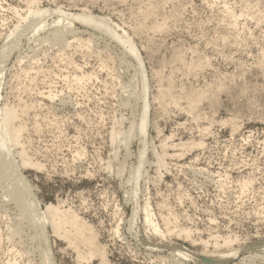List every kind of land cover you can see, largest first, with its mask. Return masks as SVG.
Instances as JSON below:
<instances>
[{"label": "rangeland", "instance_id": "rangeland-1", "mask_svg": "<svg viewBox=\"0 0 264 264\" xmlns=\"http://www.w3.org/2000/svg\"><path fill=\"white\" fill-rule=\"evenodd\" d=\"M28 1L0 0V106L16 109L23 129L17 145L0 150L10 147L36 206L76 213L103 255L89 256L50 221L42 220L46 233L22 221L0 184V264H44L47 253L50 264H264V0H37L34 10L49 13L34 26ZM82 11L130 33L140 63L115 37L78 20L67 44L39 40L69 22L61 15ZM187 92L198 104L189 107ZM132 124L129 143L113 140L114 129ZM145 203L169 229L167 237L149 232L151 245L141 238Z\"/></svg>", "mask_w": 264, "mask_h": 264}, {"label": "bare ground", "instance_id": "bare-ground-1", "mask_svg": "<svg viewBox=\"0 0 264 264\" xmlns=\"http://www.w3.org/2000/svg\"><path fill=\"white\" fill-rule=\"evenodd\" d=\"M30 1V2H29ZM28 1V3H31V7H30V9H29V11H28V15L26 16V18L27 17H31L30 19H31V22H30V25H32V26H34V25H37V24H40V23H42L44 20H42V18L44 19L45 17H46V15H48V13H49V11L48 10H46V9H44V10H34V8H35V6H34V4L37 2V0H29ZM153 6V5H152ZM29 7V6H28ZM156 6H154V8H155ZM148 8V7H147ZM150 8V7H149ZM152 8V10H151V12H153V7H151ZM160 8V7H159ZM158 9V8H157ZM16 10V9H15ZM156 10V9H155ZM158 10H161V8L160 9H158ZM264 10V9H263ZM149 11V10H148ZM17 12V11H16ZM150 12V13H151ZM160 12V11H159ZM228 12V11H227ZM18 13V12H17ZM150 13H148L147 12V14L149 15ZM154 13H156L155 11H154ZM153 13V14H154ZM158 13V12H157ZM156 13V14H157ZM152 14V13H151ZM156 14H155V16H156ZM264 15V14H263ZM61 16H63V18L67 21H69V22H66V23H64L63 24V26L62 27H58V28H55L54 30H50L49 32H47L46 34V36L45 37H42L41 36V38H40V34H39V40L41 41V42H44L43 40H45V41H48V42H52V43H54L55 42V44H56V46H57V44H60V46H63L62 45V43L64 44V42L65 41H67L68 40V38H69V35L70 34H72L73 32H75L76 30H74L73 28H72V26H71V24H72V22H74V21H76V20H78V21H81V22H83V23H85V24H87V25H90L91 27L93 26V27H95L96 29L97 28H99V29H102V30H97L98 32L99 31H101V33H103V32H105L107 35L109 34V35H112L113 37H115L116 39H117V42H118V40L127 48V49H125V50H127V52H129L130 54H131V56L132 57H134L135 59L134 60H138V62L140 63V57H139V50H138V47H137V44H136V40H134V37L133 36H131L130 35V33H128L127 31H125L123 28L120 30L119 28V25H117V24H113V23H111L109 20H107V18L106 19H104V18H100L99 16H95V15H92V14H89V13H87V12H80V13H73V14H71L70 16H66V17H64V15H61ZM149 16H151V15H149ZM148 17V16H147ZM264 17V16H263ZM62 18V17H61ZM151 18V17H150ZM155 18V17H154ZM153 18V19H154ZM28 19V18H27ZM46 19V18H45ZM63 20V19H62ZM58 21V20H57ZM57 21H53L54 23L55 22H57ZM59 22V21H58ZM80 22V23H81ZM54 23H52V24H54ZM28 24V23H27ZM43 24V23H42ZM51 24V23H50ZM56 24V23H55ZM82 24V23H81ZM162 24V26L164 27V25H163V22L161 23ZM161 24H159V25H161ZM41 25V24H40ZM40 25H38V26H40ZM48 25V24H47ZM82 25H84V24H82ZM143 25V24H142ZM157 25V24H156ZM31 26V27H32ZM43 26V25H42ZM41 26V27H42ZM90 26H88V28L90 27ZM162 26H160V27H162ZM166 26V25H165ZM142 27V26H141ZM140 27V28H141ZM34 28V27H33ZM46 28V27H45ZM47 28H49V27H47ZM46 28V29H47ZM154 28H158V25L156 26V27H154ZM165 28V27H164ZM35 29V28H34ZM43 29V28H42ZM50 29V28H49ZM161 29V28H160ZM32 30V29H31ZM36 30V29H35ZM40 30H41V28H40ZM48 30V29H47ZM142 30H144V29H142ZM24 31V30H23ZM22 31V32H23ZM32 31H34V30H32ZM43 31H45V30H43ZM103 31V32H102ZM135 31V30H134ZM136 31H137V29H136ZM141 31V30H140ZM161 31V30H160ZM38 32H40L39 30H38ZM41 32H42V30H41ZM20 33V32H19ZM26 33V32H25ZM29 33V32H28ZM43 33V32H42ZM76 33V32H75ZM136 33V32H135ZM143 33V32H142ZM22 34V33H21ZM27 34V33H26ZM31 34H33V33H31ZM24 35V34H23ZM22 35V36H23ZM74 35V34H73ZM21 36V37H22ZM111 36V37H112ZM24 37H26L25 35H24ZM37 37V36H36ZM20 38V36H19V34L14 38V39H12L13 41H12V44H14L15 42L17 43V41L18 40H20L19 39ZM34 38V37H33ZM38 38V37H37ZM37 38H35V39H37ZM104 38V37H103ZM74 39V38H73ZM109 39V38H108ZM50 40V41H49ZM112 40H114L113 38H112ZM40 42V43H41ZM70 42V41H69ZM9 43H11V41L9 42ZM19 43H20V41H19ZM37 43H39V42H37ZM66 44H67V42H65ZM11 44V46L14 48V45H12ZM31 44V43H30ZM55 44L53 45V46H55ZM120 44V43H119ZM19 45V44H18ZM44 45V44H43ZM51 45V44H50ZM80 45H81V43H80ZM10 46V45H9ZM29 46V45H28ZM52 46V45H51ZM52 46V47H53ZM55 46V47H56ZM123 46V47H124ZM8 47V46H7ZM12 47H8L9 48V50H11V48ZM4 48V47H3ZM7 48V49H8ZM37 48H40V47H37ZM16 49V48H15ZM14 49V50H15ZM80 49V48H79ZM124 49V48H123ZM5 50V49H4ZM3 51V50H2ZM8 51V50H7ZM3 52H5V51H3ZM0 53H1V51H0ZM8 53V52H7ZM12 54H13V52H11ZM181 53V52H180ZM10 54V53H9ZM129 54V55H130ZM178 54V53H177ZM2 55V54H1ZM177 56V55H176ZM175 56V57H176ZM181 56V55H180ZM179 56V57H180ZM183 56V55H182ZM1 57H3V55L1 56ZM0 57V58H1ZM7 57V56H6ZM125 57V56H124ZM124 57H123V59H124ZM127 57V56H126ZM2 59V58H1ZM121 59V58H120ZM178 59V58H177ZM5 60H6V58H5ZM184 60V59H183ZM1 61V60H0ZM8 61V60H7ZM123 61H125V59L124 60H122V62ZM178 61V60H177ZM4 62V61H3ZM129 62V61H128ZM127 62V63H128ZM181 62H183V61H181ZM5 63V62H4ZM131 63V64H130ZM130 65L132 66V62L130 61ZM138 63V64H139ZM2 64V63H1ZM119 64V63H118ZM122 64V63H121ZM180 64H182V63H180ZM4 65H6V63L4 64ZM3 65V66H4ZM127 66L126 67H128V64H126ZM191 65V64H190ZM121 66V65H120ZM122 66H123V64H122ZM3 68V67H2ZM131 68V67H130ZM190 68V67H189ZM195 68V67H194ZM127 69V68H126ZM129 69V68H128ZM0 70H1V66H0ZM123 70V69H122ZM190 70V69H189ZM128 71V70H127ZM140 72V71H139ZM137 73V72H136ZM139 74H141V73H139ZM138 74H136V76H137ZM135 76V77H136ZM141 78V82H142V90H143V88H145V81H144V78H143V76L142 77H140ZM78 79V78H77ZM135 79V78H134ZM80 80V79H79ZM84 80V79H83ZM130 80H132V79H130ZM167 80V79H166ZM165 80V81H166ZM169 80V79H168ZM81 81V80H80ZM134 81V80H133ZM173 81V80H172ZM171 81V82H172ZM81 82H83V81H81ZM135 82V81H134ZM134 82H133V84H134ZM138 82V79H136V83ZM131 83H132V81H131ZM131 83H129V84H131ZM134 84V86H133V84H131L129 87L131 88L132 87V89H133V92H131L132 94V100L134 99V97H135V102L136 103H139L138 102V100H139V96H138V92H137V89H136V91L135 92H137L138 94H136V93H134V89L135 88H133V87H135V85H137V84ZM175 85V84H174ZM128 86V85H127ZM170 86V85H169ZM171 86H172V84H171ZM128 87V88H129ZM173 87V86H172ZM160 88H162V86L160 87ZM175 88V87H174ZM164 89V88H163ZM163 89H162V91H163ZM170 89V88H169ZM165 90V89H164ZM167 90V89H166ZM171 90V89H170ZM159 91H160V89H159ZM158 91V92H159ZM175 90H173V92H174ZM128 92H130V90L128 91ZM167 93H168V90L166 91ZM194 92V91H193ZM142 93V92H141ZM140 93V94H141ZM165 93V92H164ZM163 92L161 93L160 92V94L162 95V94H164ZM167 93H165L166 95H167V98H169L170 96H172L171 94H169V97H168V94ZM170 93H172V92H170ZM188 93V92H187ZM196 93H197V90H196ZM135 94V95H134ZM144 94V93H143ZM162 95V96H166V95ZM200 94V93H199ZM198 94V95H199ZM159 95V94H158ZM187 95V94H186ZM188 95H189V93H188ZM187 95V96H188ZM193 95L194 94H190L189 96H190V102H189V107L190 106H193V105H195L196 103H195V98L193 97ZM196 95V94H195ZM49 96V95H48ZM142 96V95H141ZM188 96V97H189ZM201 96V95H200ZM200 96H198V97H200ZM161 97V96H160ZM173 97H174V95H173ZM172 97V98H173ZM205 97V96H204ZM130 98V99H131ZM140 98H142V97H140ZM162 98V97H161ZM167 98H164L163 100H166ZM171 98V99H172ZM176 98V97H175ZM175 98H173L174 99V102H175V100L177 101V98L175 99ZM130 99L128 100L129 102H127V104L129 105V104H131L130 102ZM143 99V98H142ZM171 99H169V100H171ZM200 99V98H199ZM146 100V99H145ZM161 99L159 98V101H160ZM188 100V99H187ZM196 100H198V98L196 99ZM140 101V100H139ZM173 101V100H172ZM199 101V100H198ZM161 102H162V100H161ZM164 102V101H163ZM200 102V101H199ZM167 103V102H166ZM195 103V104H194ZM148 104H149V102H148ZM175 104V103H174ZM177 104H179V103H177ZM198 104V103H197ZM125 105V104H124ZM138 105V104H137ZM161 105V104H160ZM163 105H164V103H163ZM143 109L142 110H144V112H146V114L144 113V115H143V113H142V118H140L141 119V123L140 124H138V128L139 127H141V129H143L145 126H146V124H147V122H146V120H147V109H149L148 108V106L150 107V105H147V103H143ZM126 107V106H125ZM197 107H198V105H197ZM16 108V107H15ZM128 108V107H127ZM130 108V107H129ZM195 108H196V106H195ZM194 108V109H195ZM163 109V108H162ZM166 109V108H165ZM188 109V108H187ZM18 110V109H17ZM191 110H193V109H191ZM193 111H195V110H193ZM20 112V111H19ZM143 112V111H142ZM25 113V112H24ZM194 113V112H193ZM196 113H197V111H196ZM22 114V113H21ZM17 116H18V113L16 112V109H13V107H12V109H10V108H2L1 106H0V148H3L4 146H7V145H10V144H15V145H17L20 141H19V137H20V135H21V133H22V126H18V128L15 126V120H16V118H17ZM198 116H199V114H198ZM200 118V117H199ZM133 122V121H132ZM149 123V122H148ZM131 124V123H130ZM133 125V124H132ZM134 126V125H133ZM141 129H139V130H141ZM122 130V129H121ZM115 130L114 129V133H113V140L114 141H119L120 140V138H121V136L123 137V139L125 140V141H128L127 143H129L130 142V140L132 139V133H136V130H135V126L134 127H132V129L130 130L129 129V131H125V133H123L124 131L122 130ZM128 130V129H127ZM133 130H135V131H133ZM139 132V131H138ZM145 133V132H144ZM144 133H141V134H143L144 135ZM134 134H133V136H134ZM145 134H147V133H145ZM143 137V136H142ZM135 139H136V137H135ZM145 139V138H144ZM142 141V140H141ZM140 141V142H141ZM144 142V141H143ZM120 143V142H119ZM125 143V142H124ZM143 144V143H142ZM120 145H122V144H120ZM147 145H148V143H147ZM164 146V145H163ZM127 147V146H126ZM23 148V147H22ZM24 149V148H23ZM167 150H168V148H167ZM164 151V150H163ZM165 152H167V151H165ZM13 153V152H12ZM144 153V152H143ZM10 154H11V150H10V147H7L5 150H3V151H1L0 150V184L2 185V187H3V189H4V193L6 194V196H9L10 197V199L12 200V202L14 201L15 202V204H17V206L19 207V211H20V216H21V219H22V217H23V220L22 221H24V218H25V220L27 221V219H28V221L29 222H31L33 225H34V227L37 229L39 226L38 225H42V227L40 226V228L42 229V230H44V232H45V228H44V226H46L45 225V221H46V223L47 222H49V223H51L52 225H53V227H54V229H55V233H57V234H59V235H61V236H64L65 238H68L69 240H71V241H73V243H77V242H79V243H82V244H85L88 248H89V256H91V257H93V256H97V255H103V251H102V248L97 244V237H96V235L91 231L92 229L85 223V222H83L82 220H81V218L76 214V213H74V212H72V211H65V210H62L60 207H58V206H54V205H48L45 209L46 210H41L40 208H38L37 206H36V203H37V201H36V199L32 196V194L30 193V188H29V186H28V183H27V181L26 180H24V176H22L21 175V173L19 174V173H17L18 171V169L17 168H19L18 166H17V162H14V161H12L13 160V158H12V160L9 158L8 159V157H10ZM19 154H21L22 156L21 157H23V159H22V161L23 160H25V156H27V155H25L26 154V150L24 151H20V153ZM167 154H169V153H167ZM166 154V155H167ZM13 155V154H12ZM128 156H129V154H128ZM162 156V155H161ZM19 157V156H18ZM143 157H144V155H143ZM139 158V157H138ZM27 159H28V156H27ZM127 159V158H126ZM141 159V158H140ZM144 159L145 158H143L142 160L144 161ZM27 162H28V160H27ZM121 163V162H120ZM141 163V162H140ZM143 163V162H142ZM145 165V164H144ZM120 166V165H119ZM143 166V165H142ZM113 168V167H112ZM119 168V167H118ZM117 168V169H118ZM123 168V167H122ZM126 168V167H125ZM144 168V167H143ZM134 169V168H133ZM120 170H121V168H120ZM119 169H118V171H120ZM136 170V169H135ZM135 170H134V172H135ZM20 171V170H19ZM117 171V172H118ZM124 172H126L125 171V169L123 170ZM130 171H132V170H130ZM137 172H139V170L137 169L136 170ZM141 171V170H140ZM120 172H122V171H120ZM120 172H118V173H120ZM142 172V171H141ZM136 173V172H135ZM142 175V174H141ZM116 176H118V175H116ZM136 176V175H135ZM130 177H131V175H130ZM133 177V176H132ZM144 177V176H143ZM135 179H136V177H134ZM134 178H133V180H134ZM142 178V177H141ZM141 178H139V179H141ZM148 178V177H147ZM138 179V178H137ZM136 179V180H137ZM15 180V181H14ZM146 180V179H145ZM139 181V180H138ZM127 182H129V181H127ZM126 182V183H127ZM131 182H133V181H131ZM130 183V182H129ZM135 183V182H134ZM138 183H140V182H138ZM145 183V182H144ZM138 185V184H137ZM135 186V185H134ZM131 187V186H130ZM132 188V187H131ZM137 188V187H136ZM136 188H133V189H135V190H133V192L131 193V194H134V193H136ZM32 189V188H31ZM128 190V189H127ZM3 191V190H2ZM137 191H138V189H137ZM128 192V191H127ZM134 196V195H133ZM132 196V197H133ZM135 197H136V195H135ZM134 197V198H135ZM133 198V199H134ZM137 198V197H136ZM149 201V200H148ZM136 205V204H135ZM134 205V206H135ZM160 205V204H159ZM140 206V205H139ZM137 208H138V205H136V210H137ZM151 207H150V204L149 203H145V205H144V207L142 208V209H140V207L138 208V210L140 209V211L141 210H143L142 212L144 213V222H142V224L144 223V225L146 226V228L144 229L145 230V235L144 236H142L141 235V238H142V240H143V242L145 243L146 242V244H150L151 245V243H150V239H149V232H153V233H155V234H157V236H161V237H167V235H168V230H163L162 229V227L155 221V219H154V217H153V213H152V211H151V209H150ZM160 208V207H159ZM136 211L137 213L138 212H140V211ZM135 212V211H134ZM136 212H135V214H136ZM142 214V213H141ZM139 215V214H138ZM15 216V215H14ZM17 217V216H16ZM19 218V217H18ZM165 217H163V219H164ZM166 219V218H165ZM172 219V218H171ZM32 220V221H31ZM42 220H45L44 222H42ZM21 221V220H20ZM25 221V222H26ZM27 221V222H28ZM131 221H132V219H131ZM165 222L167 221V220H164ZM134 222H135V220H134ZM134 222H132V223H134ZM175 222V221H174ZM31 223H29V225L31 224ZM42 223V224H41ZM132 223H131V227H132ZM23 224V223H22ZM48 225V224H47ZM141 225V222L140 221H138V223H135V225H133L134 226V228L137 230V231H139L140 230V226ZM143 225V226H144ZM38 226V227H37ZM144 226V227H145ZM21 226H19V228H20ZM34 227L33 226H30V228L32 229V232H33V230H34ZM143 227V228H144ZM15 228V227H14ZM22 228V227H21ZM39 228V229H40ZM133 228V227H132ZM142 228V227H141ZM13 230V229H12ZM38 230V229H37ZM40 231L41 233V237H44V238H42L43 239V241L45 242L46 241V238H47V235H45L44 234V232L43 231ZM183 230V229H182ZM35 231V235H36V232H38V231H36V230H34ZM130 231H132V230H130ZM136 231V233H137V235H138V233L139 232H137ZM178 231V230H177ZM11 232V231H10ZM20 232V231H19ZM174 232V231H173ZM179 232H180V230H179ZM188 232V231H187ZM13 233V232H12ZM15 233H18V231H16ZM14 233V234H15ZM46 233V232H45ZM171 233V232H170ZM183 233V232H182ZM13 234V235H14ZM39 234V235H40ZM181 234V233H180ZM189 234V233H188ZM37 235H38V233H37ZM182 235V234H181ZM11 237V236H10ZM17 237V236H16ZM37 237V236H36ZM40 237V236H39ZM192 237V236H191ZM190 237V238H191ZM140 238V239H141ZM13 239V238H12ZM230 239V238H229ZM217 240V239H216ZM48 241V240H47ZM46 241V242H47ZM70 241V242H71ZM75 241V242H74ZM229 241V240H228ZM220 242V241H219ZM42 243V242H41ZM206 243V242H205ZM204 243V244H205ZM215 243V242H214ZM225 243H229L230 244V242H225ZM233 243V242H232ZM43 244V243H42ZM47 244V243H46ZM228 244V245H229ZM77 245V244H76ZM80 246H81V244H79ZM207 245V244H206ZM78 246V245H77ZM160 246V245H159ZM205 246V245H204ZM216 246V245H215ZM226 246V245H225ZM151 247V246H150ZM153 247V246H152ZM161 247V246H160ZM164 247V246H163ZM76 248V247H75ZM154 248H155V246H154ZM78 249V248H77ZM151 250V249H150ZM175 250V249H174ZM218 250V249H217ZM42 251H43V249H42ZM46 251H47V249H46ZM48 252V251H47ZM176 252L178 253L177 255H182V256H184V257H186V256H189L190 255V253H188L184 248H176ZM204 254V253H203ZM44 256H46V259L44 258V261L45 260H47V262H45L44 263V261H43V263L44 264H50V254L49 253H47L46 255H44ZM189 257H191V255L189 256ZM227 257H228V255H223V254H218V255H209V254H204L203 255V258H206V259H212V260H225V259H227ZM177 259V258H176ZM101 264H108L107 263V261H105L104 260V258H103V261H101Z\"/></svg>", "mask_w": 264, "mask_h": 264}]
</instances>
